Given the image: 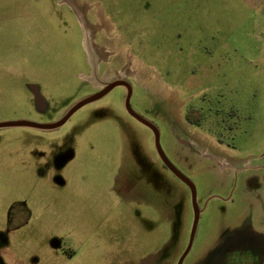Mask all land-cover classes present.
Masks as SVG:
<instances>
[{"label": "rangeland", "instance_id": "374dc122", "mask_svg": "<svg viewBox=\"0 0 264 264\" xmlns=\"http://www.w3.org/2000/svg\"><path fill=\"white\" fill-rule=\"evenodd\" d=\"M121 76L196 187L184 264L249 246L264 264V0H0V123L55 122ZM126 96L53 130L0 128V264L178 263L192 195Z\"/></svg>", "mask_w": 264, "mask_h": 264}, {"label": "water", "instance_id": "95a60500", "mask_svg": "<svg viewBox=\"0 0 264 264\" xmlns=\"http://www.w3.org/2000/svg\"><path fill=\"white\" fill-rule=\"evenodd\" d=\"M118 86H125L127 88V90H128V94H127V97H126V109H127L128 113L132 117H134L136 120H138L139 122H141L145 126L149 127L153 131L154 137H155L156 148H157L158 154H159L161 160L163 161V163L172 171V173L176 177H178L181 181H183L185 184H187L188 187L191 190L195 217H194V224H193V228H192V232H191L189 245H188L186 251L184 252L183 256L181 257V259L179 261V264H182L184 259L187 257V255L191 251V248H192V245H193V242H194V238H195V234H196V230H197V226H198L199 219H200L201 211H200L198 203H197V190H196V187L193 184V182L189 178H187L182 172H180L173 165V163L168 159V157L166 156V154H165V152H164V150H163V148L161 146V136H160V131L157 128V126L154 125L153 123H151L150 121H148L147 119H145L144 117H142L141 115H139L132 108V106H131V98H132V94H133V88H132L130 83H128L127 81H123V80H117V81L112 82L111 84H107V86L101 92H99V93H97L95 95L89 96L87 98H84V99L80 100L78 103H76L67 112V114L62 119H60L57 122L50 123V124H39V123L31 122V121H8V122L0 123V128H6V127H33V128L43 129V130H52V129L59 128L62 125H64L69 120V118L75 112H77L79 109H81L83 106L103 98L109 92H111L114 88H116Z\"/></svg>", "mask_w": 264, "mask_h": 264}, {"label": "flooded vegetation", "instance_id": "af4514ba", "mask_svg": "<svg viewBox=\"0 0 264 264\" xmlns=\"http://www.w3.org/2000/svg\"><path fill=\"white\" fill-rule=\"evenodd\" d=\"M98 67L96 68V71H97V76H98V78H99V76L101 77V74H100V69H101V67H100V64H98L97 65ZM92 75L94 74L93 72H94V67H93V65H92ZM91 75V76H92ZM117 80H123V81H127L128 83H130L128 80H126L124 77H120V78H118V79H115V80H113V81H107V84H111L112 82H114V81H117ZM107 84H105V85H103V87H102V89L101 90H99V91H96V92H93V95H95V94H97V93H99V92H101L106 86H107ZM123 87H125V86H123ZM126 88V87H125ZM32 90H33V92H35V94L37 95V97H38V100H39V102H42L43 100H42V97H41V95H40V92H39V90H38V88L37 87H35V86H33L32 87ZM126 90H127V88H126ZM127 94H128V90H127ZM127 97V96H126ZM132 106V105H131ZM125 107H126V100H125ZM133 108V107H132ZM127 110V109H126ZM128 112V111H127ZM192 113H194V114H202L203 115V119L205 118V116H204V111L202 110V109H198V108H192V109H189L188 111H187V114H186V120L190 123V124H192V125H195L196 127H198V126H201V124L203 123V119H202V122L200 123V124H198V123H194V122H192V121H190V119H189V115L190 114H192ZM129 114V113H128ZM130 115V114H129ZM131 116V115H130ZM132 117V116H131ZM134 118V117H133ZM135 119V118H134ZM57 121H59V120H57ZM57 121H55V122H57ZM138 121V120H137ZM52 123H54V122H52ZM141 123V122H140ZM50 124V123H49ZM144 125V124H143ZM147 127V126H146ZM30 128H33V127H30ZM149 128V127H148ZM35 129H39V128H35ZM150 129V128H149ZM40 130H43V129H40ZM53 130V129H52ZM151 130V129H150ZM44 131H47V130H44ZM152 131V130H151ZM153 132V131H152ZM154 134V133H153ZM157 149V148H156ZM157 153H158V151H157ZM159 155V154H158ZM160 157V156H159ZM161 159V158H160ZM169 159V158H168ZM162 161V160H161ZM162 163H163V161H162ZM163 165L172 173V171L163 163ZM174 165V164H173ZM173 174V173H172ZM174 175V174H173ZM175 176V175H174ZM176 177V176H175ZM178 178V177H177ZM179 179V178H178ZM180 180V179H179ZM181 181V180H180ZM181 182H183V181H181ZM184 183V182H183ZM185 184V183H184ZM194 184V183H193ZM187 187H188V185L187 184H185ZM188 189L190 190V188L188 187ZM190 192H191V190H190ZM192 195V194H191ZM200 209V208H199ZM201 211V210H200ZM15 212H14V209L11 211V213L9 214V224L10 225H13L14 226V223H15V220H16V216H15ZM201 215V214H200ZM189 245V244H188ZM186 251V250H185ZM190 253V252H189ZM184 254V253H183ZM183 254H182V256H183ZM189 255V254H188ZM187 255V256H188ZM181 256V257H182ZM181 259V258H180ZM180 259H179V261H180ZM186 259V258H185ZM185 259H184V261H185ZM262 253H261V251H256V250H253V249H251L250 248V246L249 247H243V248H241V249H239L238 251H233V252H229V253H227L224 257H223V259H222V261H221V264H261L262 263ZM179 261H178V263H176V264H179ZM184 261H183V263L182 264H184Z\"/></svg>", "mask_w": 264, "mask_h": 264}, {"label": "bare ground", "instance_id": "6f19581e", "mask_svg": "<svg viewBox=\"0 0 264 264\" xmlns=\"http://www.w3.org/2000/svg\"><path fill=\"white\" fill-rule=\"evenodd\" d=\"M87 28H88V27H87ZM90 33H91L90 31L87 32L86 45H87V47H88V50H89L91 56H93V53L90 51V48H89V47H92V45H91V44H92V43H91V37H92V36L90 35ZM93 61H94V60H93ZM94 65H95V64H94ZM96 68H97V67L94 66V76H93L94 79H98Z\"/></svg>", "mask_w": 264, "mask_h": 264}, {"label": "trees", "instance_id": "16d2710c", "mask_svg": "<svg viewBox=\"0 0 264 264\" xmlns=\"http://www.w3.org/2000/svg\"><path fill=\"white\" fill-rule=\"evenodd\" d=\"M189 119H190V121H192V122H194V123H198V124H200L201 122H202V119H203V115L201 114H194V113H192V114H190L189 115Z\"/></svg>", "mask_w": 264, "mask_h": 264}]
</instances>
